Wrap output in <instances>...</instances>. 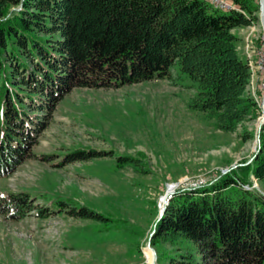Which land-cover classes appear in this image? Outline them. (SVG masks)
Returning a JSON list of instances; mask_svg holds the SVG:
<instances>
[{
  "label": "trees",
  "instance_id": "1",
  "mask_svg": "<svg viewBox=\"0 0 264 264\" xmlns=\"http://www.w3.org/2000/svg\"><path fill=\"white\" fill-rule=\"evenodd\" d=\"M232 1L238 9H219L207 0H0V176L33 154L37 131L74 86L170 78L176 64L196 86L188 105L213 116L217 128L229 131L256 115L247 89L250 68L231 28L257 18V4ZM260 128L258 153L238 166L256 179L264 177V122ZM95 153L76 149L64 160ZM116 161L137 164L131 155ZM242 183L234 171L223 172L170 195L153 238L188 239L204 258L197 263L187 252L172 262H264V194ZM30 210L49 212L26 191L0 193L4 217L17 219ZM65 212L101 218L84 205Z\"/></svg>",
  "mask_w": 264,
  "mask_h": 264
},
{
  "label": "rangeland",
  "instance_id": "2",
  "mask_svg": "<svg viewBox=\"0 0 264 264\" xmlns=\"http://www.w3.org/2000/svg\"><path fill=\"white\" fill-rule=\"evenodd\" d=\"M253 2L257 18L232 32L240 57L246 62L249 54L257 64L264 31L258 0ZM250 71L247 89L257 113L229 131L188 105L196 86L176 64L170 78L71 87L37 131L33 154L0 176V193L26 191L49 211L39 216L30 210L17 219L0 214V264H180L172 257L187 252L203 261L188 239L153 238L159 198L168 183L176 184L174 192L231 171L244 187L264 194V177L238 169L252 162L263 133L264 72ZM76 149L96 153L64 160ZM120 155L133 156L137 164H119ZM72 205H84L101 218L65 212Z\"/></svg>",
  "mask_w": 264,
  "mask_h": 264
},
{
  "label": "bare ground",
  "instance_id": "3",
  "mask_svg": "<svg viewBox=\"0 0 264 264\" xmlns=\"http://www.w3.org/2000/svg\"><path fill=\"white\" fill-rule=\"evenodd\" d=\"M207 1L210 4H212L214 7H217L219 9H223V10H229V9H232L234 7V5L232 3L222 2V0H207ZM245 59H246V63L248 64V66H249V68L251 70V74L253 73L255 66H256V68L258 70H261V68H262V58H261V55H259V61L256 62L257 64L252 63L249 54L246 55ZM260 107H261V113H260L259 123L262 124L264 122V91H263V106L261 104ZM175 185L176 184H170V183H168L167 186H166L165 191L166 192L173 191L175 189ZM164 203H165V194L163 193L160 196V198H159V207H161ZM147 252L149 254L150 253V249L147 250Z\"/></svg>",
  "mask_w": 264,
  "mask_h": 264
},
{
  "label": "water",
  "instance_id": "4",
  "mask_svg": "<svg viewBox=\"0 0 264 264\" xmlns=\"http://www.w3.org/2000/svg\"><path fill=\"white\" fill-rule=\"evenodd\" d=\"M258 19H259V23H260V25H261V27H262V29L264 31V0H258ZM172 192L173 191H170V192L164 191L165 203L167 202L168 197H170ZM164 204L159 208L157 220L160 218V216H161V214H162V212L164 210Z\"/></svg>",
  "mask_w": 264,
  "mask_h": 264
},
{
  "label": "built area",
  "instance_id": "5",
  "mask_svg": "<svg viewBox=\"0 0 264 264\" xmlns=\"http://www.w3.org/2000/svg\"><path fill=\"white\" fill-rule=\"evenodd\" d=\"M230 1L231 0H222V2H226V3H231ZM258 52H259V54L261 55V58H262V68H261V70L264 72V49H262L261 51H258ZM261 87H262L261 97H262V106H263L264 78L261 81Z\"/></svg>",
  "mask_w": 264,
  "mask_h": 264
},
{
  "label": "crops",
  "instance_id": "6",
  "mask_svg": "<svg viewBox=\"0 0 264 264\" xmlns=\"http://www.w3.org/2000/svg\"><path fill=\"white\" fill-rule=\"evenodd\" d=\"M234 28H235V27L231 28V31H233ZM255 68H256V66H255Z\"/></svg>",
  "mask_w": 264,
  "mask_h": 264
}]
</instances>
